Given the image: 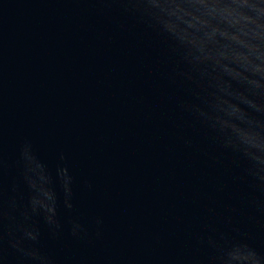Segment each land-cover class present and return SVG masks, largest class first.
Listing matches in <instances>:
<instances>
[{"label": "water", "instance_id": "water-1", "mask_svg": "<svg viewBox=\"0 0 264 264\" xmlns=\"http://www.w3.org/2000/svg\"><path fill=\"white\" fill-rule=\"evenodd\" d=\"M0 264H264V0H0Z\"/></svg>", "mask_w": 264, "mask_h": 264}]
</instances>
